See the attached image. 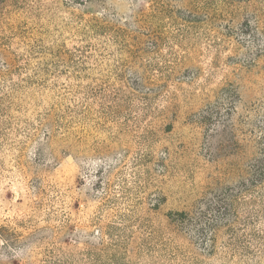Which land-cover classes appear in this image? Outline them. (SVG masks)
I'll use <instances>...</instances> for the list:
<instances>
[{
  "label": "rangeland",
  "instance_id": "374dc122",
  "mask_svg": "<svg viewBox=\"0 0 264 264\" xmlns=\"http://www.w3.org/2000/svg\"><path fill=\"white\" fill-rule=\"evenodd\" d=\"M261 102L264 0H0V264H264Z\"/></svg>",
  "mask_w": 264,
  "mask_h": 264
},
{
  "label": "trees",
  "instance_id": "16d2710c",
  "mask_svg": "<svg viewBox=\"0 0 264 264\" xmlns=\"http://www.w3.org/2000/svg\"><path fill=\"white\" fill-rule=\"evenodd\" d=\"M248 24H244L245 32L248 29ZM259 112L256 118L258 119V130H259V138L256 146L257 150V160L255 163V184L264 183V102H261L258 108ZM182 221L180 223L184 224L186 227L185 230L188 232L189 236L193 239H200L201 232L204 230V226L201 224H197L195 221H192L188 218V216H184L183 213L179 214ZM190 229V230H189ZM205 231V230H204ZM196 237V238H195Z\"/></svg>",
  "mask_w": 264,
  "mask_h": 264
}]
</instances>
